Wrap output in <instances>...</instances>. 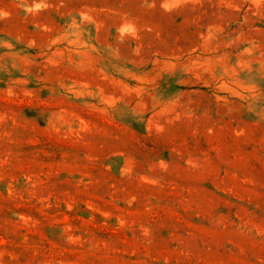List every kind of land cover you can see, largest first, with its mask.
Masks as SVG:
<instances>
[{"label": "rangeland", "instance_id": "rangeland-1", "mask_svg": "<svg viewBox=\"0 0 264 264\" xmlns=\"http://www.w3.org/2000/svg\"><path fill=\"white\" fill-rule=\"evenodd\" d=\"M0 264H264V0H0Z\"/></svg>", "mask_w": 264, "mask_h": 264}]
</instances>
